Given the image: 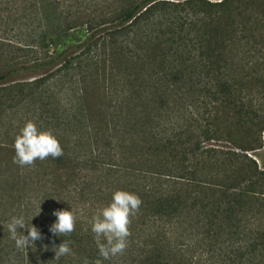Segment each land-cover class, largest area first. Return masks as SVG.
Wrapping results in <instances>:
<instances>
[{"label": "trees", "instance_id": "16d2710c", "mask_svg": "<svg viewBox=\"0 0 264 264\" xmlns=\"http://www.w3.org/2000/svg\"><path fill=\"white\" fill-rule=\"evenodd\" d=\"M60 1L0 0V29L8 33L16 29L19 34L21 27L28 28L24 45L16 37L18 34L11 35L14 41L0 36V264H83L85 258L90 264L96 259H101L102 264H117L120 259L128 262L136 250L143 264H162L159 259L161 242L166 238L164 229L174 224L173 219L183 211L189 214L196 210L205 215L208 225L219 222L215 217L222 215L220 230L228 226L236 240L230 245L238 244L231 247L228 256L232 264H244L246 253L238 241L246 243L252 252L262 253L264 168H258L245 153L201 147L200 142L224 138L243 152L261 147L264 76L254 84L248 78L252 74L246 71L245 59L243 65L233 67L236 59L229 55L234 48L249 44L252 52L259 48L264 51V45L256 41V36L264 40V33H253L254 23L263 21L264 16L254 17V22L242 19L249 4L264 5V1L236 4L238 0H131L121 2L109 20L95 19L92 12H87L88 7L71 6L74 11L60 18L56 14ZM103 2L100 10L105 15ZM35 20L40 23L34 24ZM82 31L86 32L83 39L67 38L70 32ZM57 34L63 36L58 48L47 50L39 43L53 41ZM261 59L264 61V55ZM233 69L237 71L235 75L230 73ZM57 82L66 87L60 92L72 94L68 100L72 108L77 106L81 119L76 115L72 118L83 123L79 129H83L85 138L81 141L73 133L61 141V145L71 142L70 147H63L62 156L20 167L13 159L15 137L29 120L38 126L47 124L43 102L51 83ZM252 91L257 99L251 96ZM53 97L61 103L62 98ZM178 103L183 105L180 109H203V140L194 136L192 126L179 131L175 127L167 143L142 148L143 154L136 149L135 156L123 157V151L114 143L118 131L145 121L151 131L155 127L163 131L161 122L166 126L181 115ZM154 118L159 119L157 124L151 122ZM63 119L55 121L56 128L62 126ZM221 122H226V130L220 128ZM184 132L187 133L182 138ZM176 137L184 139L182 148L165 155L163 150L169 149L167 144ZM203 153L219 154V169H214L209 179L197 162L191 165L186 161L188 154L195 157ZM48 167L53 182L50 178H36L37 171ZM104 176L109 180L104 181ZM127 178L141 181L134 182L130 190L143 201L131 224L130 237L136 241L122 255L103 260L90 221L103 208L109 193L106 182H111L115 192ZM36 188L39 193L34 197L27 194ZM113 194L110 200L106 198L105 206L111 203ZM39 205L41 213L31 221ZM65 209L75 211L76 229L69 236H54L49 231L57 219L53 212ZM241 213L249 216L241 218ZM14 215H23L45 237L27 253L16 248L6 229ZM146 225L153 228L142 233ZM21 231L27 235L26 230ZM65 240L71 241L72 254L56 260L53 242L59 245Z\"/></svg>", "mask_w": 264, "mask_h": 264}, {"label": "rangeland", "instance_id": "374dc122", "mask_svg": "<svg viewBox=\"0 0 264 264\" xmlns=\"http://www.w3.org/2000/svg\"><path fill=\"white\" fill-rule=\"evenodd\" d=\"M105 5L102 7L103 13H106L105 15L101 14L100 10V4ZM131 0H124V1H118V0H61L58 3V9L56 14L60 15L62 18L63 16L70 15L69 12L74 11V8L78 7H88L89 9L87 12H92V16L97 19L98 17L100 19L107 18L108 20L113 17V13H115V10L119 8V5L126 4ZM246 0L236 1V4L244 3ZM264 1V0H262ZM120 2V3H119ZM248 2V1H247ZM241 4V5H242ZM74 7L73 9L71 7ZM243 8V7H242ZM68 13V14H67ZM40 16H43V13L40 12ZM55 16V15H54ZM261 18L264 16V5L262 2H257L255 5L249 4L247 7L246 13H243L242 19L243 21H255L254 17ZM102 17V18H101ZM241 18V17H240ZM238 18V19H240ZM250 18L251 20H248ZM257 20V19H256ZM259 21V22H258ZM40 23L38 20H35L34 24ZM14 27V26H13ZM16 27V26H15ZM22 28V29H21ZM20 33L18 34L17 30L15 29L13 32H3V28L0 29V36L11 39V35L18 34L16 37L20 39V43L24 45V43H27L25 41L28 40L26 32L28 31L26 27H21ZM12 29V27H11ZM82 29V28H80ZM253 33L256 36V34H259L260 32L264 33V19L263 21L257 20V22L254 23L253 26ZM10 31V30H9ZM67 35V38L73 40V39H83L86 33L85 31H82L80 34L75 33ZM62 35H55V38H53V41L50 42H39L43 45H45V49L52 50L56 49L59 46V43H61L60 39L62 38ZM33 38V37H32ZM17 39V38H15ZM256 41L258 45L262 46L264 45V40H262L259 36H256ZM250 45V44H249ZM243 46V47H237L234 48L231 54L234 59H236L235 64L233 67H237L238 65H243V58L245 59L244 65L246 68V71L250 74L248 78H252L253 83L256 84V81L259 82V80H263V78H259L260 76H264V61L261 59V56L264 55L263 49L259 48V51L252 52L249 50L251 46ZM236 70L233 69L230 71L231 74L235 75ZM231 77V76H230ZM259 84V83H257ZM63 88L61 85V82L57 83H51L49 86V91L47 92L48 98L43 102L45 105V115L48 117L47 124H43L42 126H39L42 130H52L53 133L57 136L60 143L61 141L64 142L69 139V137H72L73 133H77L82 139L84 140L85 134H83V129H79V127L83 123L76 122L72 117L76 115L77 119H81V116L77 114L76 107H71V102L68 100L69 98H72V94L64 95L63 92H60ZM198 88V87H195ZM256 87L253 88V91H255ZM183 90V89H182ZM183 91L186 90L184 89ZM198 90H196L197 92ZM252 91V97L257 99V94H254ZM196 94V93H194ZM53 95H58V97L62 98L61 103L55 101V98ZM193 95V94H192ZM77 94H75V97L73 99H76ZM194 96V95H193ZM172 99V98H171ZM50 102V104H49ZM180 105L178 103V108ZM187 106H184L180 109L181 115H177L174 117V119H177L174 121V123H168L166 126L164 123L161 122V126L164 130L161 131L159 128H153V131H151V128L149 126L147 127L148 121H145L146 123L138 122V124H132L127 125L125 128H122L120 131H118V138L115 139L116 145L119 146V149L123 151V157H133L135 150H139L143 154L142 148H152L156 146V144L163 145L167 143V138L172 137L173 130L175 127H177V131L179 130H185V128L189 126H192V129H195V132H192L194 136H198V139L200 138L203 140L201 135V127L200 124H204V122L201 120V117L203 116V109L197 106H190L189 108H185ZM57 110H56V109ZM262 111L264 112V105L260 107ZM66 110V111H65ZM64 112V113H62ZM66 112H69L68 114ZM58 117L56 119L55 115ZM62 117L64 118V122L62 126L56 128L55 121H62ZM83 120V119H82ZM84 121V120H83ZM144 121V120H143ZM153 121V122H152ZM161 121H164V118L161 119ZM151 122L153 124H157L159 122V119H152ZM226 122L220 123V128L222 130H226L227 127L223 126ZM195 126L197 128H195ZM261 132H264L261 131ZM184 132L181 136L182 138H185ZM191 139H195L194 137H191ZM74 140V139H71ZM172 140V139H171ZM173 140L176 141L173 143ZM171 144H167V148L165 151L163 150L164 154L167 155L168 152H172V150H179L182 148L181 141L184 139H173ZM173 143V144H172ZM62 147L68 148L71 146L70 140L66 144H62ZM172 145V146H171ZM200 146L203 147H214L223 151H229V150H235L239 153H245L248 157L252 158L258 168L263 169L264 168V141L261 140V147L256 148L254 150H247V151H240L239 149L235 148L233 143L230 142L227 139H211V140H203L200 142ZM171 147V148H170ZM186 147H189L186 145ZM164 149V148H163ZM132 151V155H130V152ZM130 155V156H128ZM219 154L211 155L209 153H203L201 156H191L187 155V163L188 164H194L198 163L199 169H203L204 172H206V178L209 179L210 173L213 174L214 169H219V162L218 157ZM220 158V156H219ZM217 159V161H216ZM171 160V159H170ZM172 161V160H171ZM177 162H180V157H177ZM175 161V163H177ZM123 163H127L126 160H123ZM213 170V171H212ZM51 171L50 167L48 168H42L38 172V176L36 178L40 179H49L53 182L54 179L52 177L53 174L49 173ZM63 172V170H61ZM42 172H47L49 174L42 175ZM57 178V181H63L62 178ZM109 177L104 176V181H108ZM134 182L141 183L140 180H135L131 178L123 179L122 184L120 186L119 190H126L130 191L134 185H132ZM108 188L107 191L109 192L106 194V198L110 200L112 193H114L113 188H111V182H106L105 184ZM33 187V186H32ZM128 188V189H127ZM106 191V190H105ZM131 192V191H130ZM39 193L38 188L36 190H32L28 192V195H32L33 197ZM105 194H102V197H104ZM108 195V196H107ZM104 199V203L102 207L105 206V203L107 204L108 199ZM101 199V198H100ZM260 201V199H259ZM262 203H264V199H261ZM26 202V201H25ZM264 205V204H263ZM199 213V214H198ZM262 215L263 221H264V208L261 209L260 216ZM249 215L241 213V218L247 219ZM216 219L220 220L219 222H213L211 225H208L206 223V217L203 215V213L198 212V210L193 211L192 213L187 214L186 212H182L180 216L173 219V223L169 226H167L164 229V234L166 238H163V241L161 244H163V250H161V256L160 261L162 264H232L230 261V258H228L231 247L235 248L238 246V244L230 245V243L236 242L235 237L232 236L230 233V228L228 226H225L224 230L221 231L220 227L223 225L222 223V215L218 214ZM199 221V224L196 222ZM149 224V223H148ZM261 226L264 227V222L261 223ZM149 225H146L142 229V233H147L149 231ZM146 229V230H145ZM150 229V230H151ZM157 232L155 234L159 233L158 227L155 228ZM205 231H208V235L205 233ZM231 231H233L234 234H237L235 231V228H231ZM221 233V234H219ZM133 234V233H132ZM144 239L143 237L141 238ZM161 239V238H160ZM136 239L132 240L131 237H129V245L133 242H135ZM238 243L242 244V250L244 253H246V256L243 258L244 264H264V257H262V253H264V249L262 253L259 254V250H255L254 252L251 251V249L248 248L247 244L244 242L238 241ZM244 243V244H243ZM165 245V246H164ZM235 245V246H234ZM140 252L139 250L134 251V255H132L130 259H128V262L123 259H120L117 264H143L141 261V257L138 255ZM145 263V262H144Z\"/></svg>", "mask_w": 264, "mask_h": 264}, {"label": "clouds", "instance_id": "9594fccd", "mask_svg": "<svg viewBox=\"0 0 264 264\" xmlns=\"http://www.w3.org/2000/svg\"><path fill=\"white\" fill-rule=\"evenodd\" d=\"M264 141V132L260 133ZM14 163L20 167L34 166L37 160L43 161L49 157L58 158L64 154L63 147L52 130H42L35 121L29 120L20 133L15 137ZM143 201L139 195L126 190H117L112 196V201L98 211L91 219V231L103 260L122 255L129 246L131 224L133 218L140 210ZM41 207L35 216L40 215ZM53 215L57 218L50 226L49 231L54 236H69L76 229L78 217L73 209L55 210ZM10 239L15 242L18 250L27 253V250L36 246L37 241L45 239L41 230L31 222H26L23 215L12 216L6 224ZM27 231V235L21 231ZM71 241H63L59 245L53 242L52 250L55 259L72 254ZM48 250V245L44 246ZM83 264H90L87 258ZM94 264H102L101 259H96Z\"/></svg>", "mask_w": 264, "mask_h": 264}]
</instances>
